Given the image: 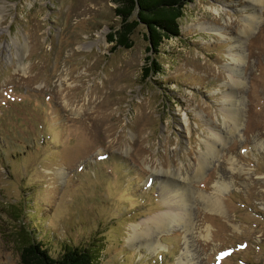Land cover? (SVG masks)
Here are the masks:
<instances>
[{
    "label": "rangeland",
    "instance_id": "374dc122",
    "mask_svg": "<svg viewBox=\"0 0 264 264\" xmlns=\"http://www.w3.org/2000/svg\"><path fill=\"white\" fill-rule=\"evenodd\" d=\"M114 8L0 0V264L22 228L92 264H264V1L192 0L144 78V28L112 48ZM166 214L156 251L130 243Z\"/></svg>",
    "mask_w": 264,
    "mask_h": 264
},
{
    "label": "trees",
    "instance_id": "16d2710c",
    "mask_svg": "<svg viewBox=\"0 0 264 264\" xmlns=\"http://www.w3.org/2000/svg\"><path fill=\"white\" fill-rule=\"evenodd\" d=\"M115 4L114 15L118 18L117 27L112 28L106 36L112 48L128 49L133 45L131 36L141 26L147 41L145 65L142 77L162 73L163 65L158 59L164 40L180 35V19L184 8L192 0H110ZM17 213L14 209L11 214ZM23 216V215H22ZM20 220L21 216L17 217ZM33 228H38L34 223ZM21 243L19 251L20 264H92L95 254L88 247L64 245L53 255L49 248L33 237L30 230L18 231Z\"/></svg>",
    "mask_w": 264,
    "mask_h": 264
},
{
    "label": "bare ground",
    "instance_id": "6f19581e",
    "mask_svg": "<svg viewBox=\"0 0 264 264\" xmlns=\"http://www.w3.org/2000/svg\"><path fill=\"white\" fill-rule=\"evenodd\" d=\"M256 1L261 3L264 0H256ZM250 24H251L250 21L247 20L246 25H250ZM229 102L231 103L230 100H229ZM233 106H231L232 108H230V110L227 111L226 114H227L228 118L235 124L237 121V114H236L237 112ZM215 143H216V141H212L206 145V150H205V153H203L201 156L202 159L199 162L198 170H202L203 166L207 164V162H208L207 156H211L215 153L214 152L215 151ZM178 200H177V208H175V209H181V210L184 209L185 206L183 205V202L186 200L185 194H180L178 196ZM205 201L207 203V206L209 205L210 208H211V206L216 207L215 202L210 201L208 199H206ZM181 215L177 214L176 217L178 219H181ZM176 217L169 215V214H166V215L154 216L152 218L151 217L147 218L146 220L142 221L141 224H143V223L147 224L148 223V227L150 228L149 223H151L153 227H152V229H149L148 227H146V229L142 230L140 233L136 231L138 226H140L139 225L140 223L139 224L137 223L136 226L133 227L134 232H133V236H131L130 243L133 244L134 240H137L139 238V239H142L141 244L146 246L147 249H149L151 251H156V249H158L161 246L159 238L155 239L157 233L163 232L166 228H168L170 222L172 223V221L177 220ZM180 228L184 229V230L187 229V223L181 225ZM131 234H132V232H131Z\"/></svg>",
    "mask_w": 264,
    "mask_h": 264
}]
</instances>
